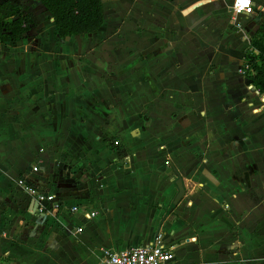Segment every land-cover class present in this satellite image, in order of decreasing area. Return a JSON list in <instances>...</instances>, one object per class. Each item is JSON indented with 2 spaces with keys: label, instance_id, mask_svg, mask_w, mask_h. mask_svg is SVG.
Masks as SVG:
<instances>
[{
  "label": "crops",
  "instance_id": "crops-1",
  "mask_svg": "<svg viewBox=\"0 0 264 264\" xmlns=\"http://www.w3.org/2000/svg\"><path fill=\"white\" fill-rule=\"evenodd\" d=\"M252 1L257 13L234 23V0H102L101 28L67 38L39 1L46 18L12 56L3 54L0 84L15 98L35 91L64 145L94 155L98 169L110 166L93 203L76 204L80 185L93 179L89 168L75 189L63 186L55 217L31 216L21 194L23 219L60 224L44 244H25L13 218H3L0 264H100L105 251L150 244L157 234L173 248L172 264H264V93L243 73L264 25V0ZM40 158L44 170L59 163L39 150L19 176ZM178 177L186 194L171 210ZM72 207L78 212L61 222Z\"/></svg>",
  "mask_w": 264,
  "mask_h": 264
},
{
  "label": "rangeland",
  "instance_id": "rangeland-1",
  "mask_svg": "<svg viewBox=\"0 0 264 264\" xmlns=\"http://www.w3.org/2000/svg\"><path fill=\"white\" fill-rule=\"evenodd\" d=\"M1 1L20 7L26 5L27 9L24 11L27 12L26 16L31 19L32 29L36 28L40 23L42 24V18H46L37 0ZM15 45V42H2L0 44V80H2V68L6 65L3 63L7 61L6 56L3 54L8 52L12 56L16 52L13 47ZM16 57L18 58V56ZM10 69L8 70L9 72L11 71ZM7 81L12 86L10 78ZM6 86L8 84H0V222L3 218H8L7 216L9 215L11 219L13 218L12 222L16 226L14 231L17 233L16 237L21 242H24L23 238L28 237L29 240L33 239L35 245H42L44 244V238L52 232V229L56 226L55 224L60 223L55 219L42 220L41 222L23 219L24 207L21 193L15 185L19 174L29 168L34 155L44 147L46 148L45 151L47 150V152L57 156L59 163L62 161L63 163L73 165L75 171L72 179L66 178L65 181H61V183L65 182L70 187L76 186V182L74 181H77L78 176L81 177L80 175L84 169L89 168V171L92 170L93 179L90 182H86V184L80 185L81 199L76 204L84 202L93 203L94 200L99 198L102 190H104V183L100 179V172L105 171L110 165L98 169L100 161L96 162L94 155L88 156L82 151L81 154H78L73 148L65 146L64 142L68 141L65 138L58 137V131L55 126L50 121L48 122L53 115L43 118L42 113H39V107H37L36 102L40 98L34 94L35 91H28L24 95L15 98L12 93L4 92ZM62 140L63 142L61 143ZM52 166L53 164L51 163L48 171ZM99 180L102 185L101 187L98 184ZM69 212L67 209H64L61 222L63 220L64 223H68L70 218ZM85 218L88 219L87 216ZM89 224H92V222H84L86 228ZM26 229L29 231V234H27ZM61 239L62 237L56 238L60 254L62 251L63 257L68 262H71L63 251L65 248H70ZM73 239H70V241ZM24 243L27 244L28 242L25 241ZM95 259L91 258L85 262L87 264H94Z\"/></svg>",
  "mask_w": 264,
  "mask_h": 264
},
{
  "label": "built area",
  "instance_id": "built-area-1",
  "mask_svg": "<svg viewBox=\"0 0 264 264\" xmlns=\"http://www.w3.org/2000/svg\"><path fill=\"white\" fill-rule=\"evenodd\" d=\"M230 13L231 19L235 23L238 16H253L257 13V10L252 0H246L245 3H241V0H234ZM236 25L240 27L239 24ZM0 44H2L1 34ZM252 52L256 55L259 54L256 50H252ZM243 73L246 76L254 75V71L247 61L243 67ZM115 145L118 146L119 142L116 141ZM44 152L45 149L40 150V154ZM59 164L60 163H55L49 171L48 167L47 170H44V162L40 158L27 174L20 175L16 179V187L21 194H25L31 202V216H40L42 218L55 217L63 208V199H61L63 197V192H61V188L64 186L75 189V186L68 187V184L65 182L61 183V181H65L66 178L72 179L74 171L69 169L68 172L67 169L61 168ZM47 176L50 177L47 178ZM48 190H54V193ZM78 210V207L70 208L72 214H76ZM97 214V212H92L87 213L85 216H87L89 220H92ZM82 231L83 228H78L76 233H81ZM174 258L173 248L166 243L163 234H158L150 244L131 247L122 251H105L100 264H172Z\"/></svg>",
  "mask_w": 264,
  "mask_h": 264
},
{
  "label": "trees",
  "instance_id": "trees-1",
  "mask_svg": "<svg viewBox=\"0 0 264 264\" xmlns=\"http://www.w3.org/2000/svg\"><path fill=\"white\" fill-rule=\"evenodd\" d=\"M54 20L61 38L89 35L104 23L102 0H39ZM31 19L9 3L0 5V34L2 42H16L31 30ZM252 50L258 51L256 56ZM247 62L254 75L247 76L252 85L264 93V25L250 41Z\"/></svg>",
  "mask_w": 264,
  "mask_h": 264
},
{
  "label": "water",
  "instance_id": "water-1",
  "mask_svg": "<svg viewBox=\"0 0 264 264\" xmlns=\"http://www.w3.org/2000/svg\"><path fill=\"white\" fill-rule=\"evenodd\" d=\"M176 186L178 188V194L176 195V197L173 201V206H172L171 210H174V207H177L180 204L181 200L183 199V197L186 194V190H185L183 180L181 177H178V180L176 181ZM68 187H70V185H68Z\"/></svg>",
  "mask_w": 264,
  "mask_h": 264
},
{
  "label": "snow or ice",
  "instance_id": "snow-or-ice-1",
  "mask_svg": "<svg viewBox=\"0 0 264 264\" xmlns=\"http://www.w3.org/2000/svg\"><path fill=\"white\" fill-rule=\"evenodd\" d=\"M246 2V0H241V3H245Z\"/></svg>",
  "mask_w": 264,
  "mask_h": 264
}]
</instances>
